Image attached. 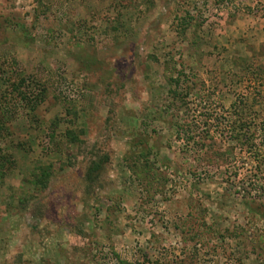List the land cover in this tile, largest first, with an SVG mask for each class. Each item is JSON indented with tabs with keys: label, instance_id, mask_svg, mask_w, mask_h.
I'll return each mask as SVG.
<instances>
[{
	"label": "rangeland",
	"instance_id": "1",
	"mask_svg": "<svg viewBox=\"0 0 264 264\" xmlns=\"http://www.w3.org/2000/svg\"><path fill=\"white\" fill-rule=\"evenodd\" d=\"M0 122V264H264V0H0Z\"/></svg>",
	"mask_w": 264,
	"mask_h": 264
},
{
	"label": "trees",
	"instance_id": "2",
	"mask_svg": "<svg viewBox=\"0 0 264 264\" xmlns=\"http://www.w3.org/2000/svg\"><path fill=\"white\" fill-rule=\"evenodd\" d=\"M25 81L26 80L23 77H20L16 81L12 79L11 80L12 90L16 92V96L22 99L29 106V109L35 110L36 107L45 99L46 89L45 87H42L41 85L39 86L37 84L39 83L38 81H36L37 87L29 89L28 84L24 85ZM174 84L178 86V79H175ZM175 90L176 89H174L175 94H178L177 91ZM238 121H237L238 125L233 127V130H235L234 132H236L234 133L235 139H237V141H240V142H245L248 140L250 136L248 135L247 132L241 131V129L243 128L242 126H245V124L241 123L242 121H240V119ZM0 130L7 131V128L5 127L4 122H0ZM73 136H76V135L74 134ZM4 158H6L5 155L0 152V160ZM108 161H109L108 157H105V156L98 157V159L96 158L92 159L90 166L87 168L85 172L86 179L89 182H93L98 177L100 170H102V166ZM202 225H205V223L203 222ZM207 228L209 230L212 228L211 231L214 232L215 234H223L225 231L224 229H222L221 231L217 232L218 229H214L212 226H209V225ZM225 232L227 233L228 236L235 237L236 232L234 230H229L227 228ZM261 241H263V239H261ZM240 258L241 257L238 256L236 260L240 261Z\"/></svg>",
	"mask_w": 264,
	"mask_h": 264
}]
</instances>
